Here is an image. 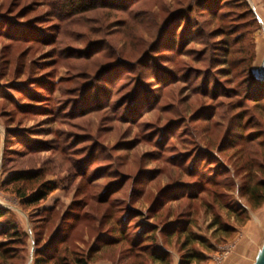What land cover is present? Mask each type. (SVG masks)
Listing matches in <instances>:
<instances>
[{"label": "rangeland", "instance_id": "1", "mask_svg": "<svg viewBox=\"0 0 264 264\" xmlns=\"http://www.w3.org/2000/svg\"><path fill=\"white\" fill-rule=\"evenodd\" d=\"M80 5L0 0V264H253L264 0Z\"/></svg>", "mask_w": 264, "mask_h": 264}, {"label": "trees", "instance_id": "2", "mask_svg": "<svg viewBox=\"0 0 264 264\" xmlns=\"http://www.w3.org/2000/svg\"><path fill=\"white\" fill-rule=\"evenodd\" d=\"M102 1H104V0H82V5H80V7H79V12L83 13V12H86L89 10H93V9L97 8L98 5ZM213 2H214V0H213ZM247 7L249 8V6H247ZM226 50H228V47H226ZM249 73H250V70H249ZM250 74H252V73H250ZM252 77H253V75H252ZM262 80H264V79H260L259 84H258L259 86H258L257 90H255L253 95H251L252 97H254L255 102H261L264 100V81H262ZM32 177H33L32 171H16L14 173H11L10 182H13V181L18 182L19 180H29ZM53 188H54V186L48 185L47 183H43L41 185V188L38 189V191L36 193H34L33 195H31L30 197H26L25 195H23L20 190H17L15 192L20 196L23 203L35 204V203L39 202L40 200H43L46 197V195L49 193V191H51ZM257 191H259L260 195H255ZM247 193L250 194L249 199H250V201H252L254 207H259L264 200V180L259 181L256 184V186L249 188L247 190ZM3 214H4V212L0 209V216ZM222 227H223L224 231L231 230L228 226H222ZM16 232H17L16 229L9 231L7 229V227H5V229L2 232H0V235L8 233L10 236H14L16 234ZM112 232H115V230H113ZM139 237L143 241L149 242L150 244H152L151 242H153V235L152 234L140 235ZM189 239H191V238L188 237V240ZM191 240L192 241L197 240L200 245L205 246V240H203L202 238H196V239H191ZM189 243L190 242H188V241L183 242V248H186V251L183 253L179 264H193V263H199L201 261H204L206 259L205 254L202 251H197V250H194L192 248H188ZM147 246H149V245H142V248L146 249ZM9 248L10 247H4L1 249V252L6 253ZM152 259H153V262L155 261V259H157L163 263L165 260L164 256H155V255L152 257ZM46 262H47V257H37L35 264H45ZM76 262H77V264H87V262L82 260V259H77Z\"/></svg>", "mask_w": 264, "mask_h": 264}, {"label": "water", "instance_id": "3", "mask_svg": "<svg viewBox=\"0 0 264 264\" xmlns=\"http://www.w3.org/2000/svg\"><path fill=\"white\" fill-rule=\"evenodd\" d=\"M253 264H264V242L256 254L255 261Z\"/></svg>", "mask_w": 264, "mask_h": 264}, {"label": "crops", "instance_id": "4", "mask_svg": "<svg viewBox=\"0 0 264 264\" xmlns=\"http://www.w3.org/2000/svg\"><path fill=\"white\" fill-rule=\"evenodd\" d=\"M249 245H247V247H248ZM246 247V248H247ZM244 249H245V247L243 248V249H241V253H240V255H242V257H243V259H245V257H246V252L244 251ZM239 253V252H238ZM245 254V255H244ZM234 260V261H233ZM229 264H236L235 263V259H232L231 261H230V263Z\"/></svg>", "mask_w": 264, "mask_h": 264}]
</instances>
